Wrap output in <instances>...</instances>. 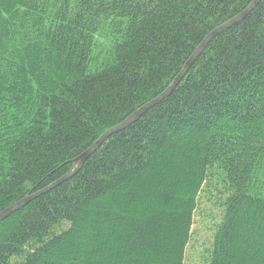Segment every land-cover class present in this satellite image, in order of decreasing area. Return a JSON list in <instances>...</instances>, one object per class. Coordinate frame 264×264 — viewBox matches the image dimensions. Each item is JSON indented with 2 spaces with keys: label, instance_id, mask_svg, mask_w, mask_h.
Listing matches in <instances>:
<instances>
[{
  "label": "trees",
  "instance_id": "trees-1",
  "mask_svg": "<svg viewBox=\"0 0 264 264\" xmlns=\"http://www.w3.org/2000/svg\"><path fill=\"white\" fill-rule=\"evenodd\" d=\"M253 1L0 0V212L72 173ZM207 203L203 264H264V0L0 222V264H184Z\"/></svg>",
  "mask_w": 264,
  "mask_h": 264
},
{
  "label": "water",
  "instance_id": "water-1",
  "mask_svg": "<svg viewBox=\"0 0 264 264\" xmlns=\"http://www.w3.org/2000/svg\"><path fill=\"white\" fill-rule=\"evenodd\" d=\"M259 2V0H254L251 5L240 15L237 17L233 18L226 24L222 25L218 29L214 30L206 39L202 42V44L198 47V49L195 51V53L192 55L190 60L186 63L180 74L176 77L172 85L158 98L155 100L151 101L150 103L146 104L142 108H140L138 111H136L134 114H132L127 120H125L123 123L119 124L118 126L110 129L107 131L97 142H95L88 150H86L84 153H82L75 161L74 163L76 164V168L74 171L70 174L65 175L49 187L38 191L34 194H31L21 200L20 202L16 203L15 205H12L11 207L5 209L4 211L0 212V222L6 220L8 217H10L12 214L15 212L23 209L28 203H30L33 199H36L37 197L46 194L50 190L54 189L64 181L68 180L72 176H74L83 166L85 161L98 149L101 147V145L112 135L119 133L120 131L126 129L129 125H131L133 122H135L137 119H139L144 113H146L148 110L153 108L155 105H157L159 102H161L164 98H166L174 89L175 87L180 83V81L183 79L184 75L187 73L189 70L191 64L195 60V58L199 55V53L206 47L208 42L215 37L218 33L229 29L230 27L234 26L238 22H240Z\"/></svg>",
  "mask_w": 264,
  "mask_h": 264
},
{
  "label": "rangeland",
  "instance_id": "rangeland-1",
  "mask_svg": "<svg viewBox=\"0 0 264 264\" xmlns=\"http://www.w3.org/2000/svg\"><path fill=\"white\" fill-rule=\"evenodd\" d=\"M203 209L205 211L202 214L197 213L194 217L193 236L186 250L184 264H203L209 256V241L214 225L210 215L217 216L219 212L210 203L205 204Z\"/></svg>",
  "mask_w": 264,
  "mask_h": 264
}]
</instances>
